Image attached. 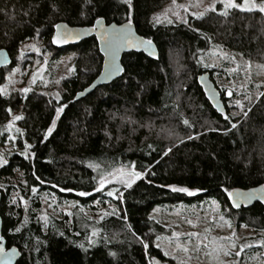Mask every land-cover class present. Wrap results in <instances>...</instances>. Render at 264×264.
<instances>
[{"label":"trees","instance_id":"obj_1","mask_svg":"<svg viewBox=\"0 0 264 264\" xmlns=\"http://www.w3.org/2000/svg\"><path fill=\"white\" fill-rule=\"evenodd\" d=\"M190 1L201 7L218 0H0V49L13 60L0 71V90L12 69L31 72L45 57H67L73 69L49 87L50 93L0 92V125L12 114L21 115L19 126L32 145L27 158L14 153L0 166L3 236L8 248L20 251L17 264H151L150 257L162 256L155 242L167 234L152 218L155 210L202 200L217 201L233 227L254 231L264 245V207L236 209L227 195L264 186V88L245 109L247 116H234L214 79L216 68L200 62L220 45L264 65V14L230 9L227 16L208 11L200 19L190 15L186 23L161 21L169 8ZM100 19L132 22L157 45L159 58L124 55L120 79L76 100L101 73L98 42L91 37L56 49L52 37L59 23L92 27ZM204 73L219 89L228 120L199 86ZM52 91H58V99ZM58 107L63 111L57 117ZM130 167L142 179L119 191V198L95 194L101 175ZM51 201L57 202L55 210L58 204H75V209L45 220ZM105 207L115 211L98 224L79 211L88 208L98 215Z\"/></svg>","mask_w":264,"mask_h":264},{"label":"rangeland","instance_id":"obj_2","mask_svg":"<svg viewBox=\"0 0 264 264\" xmlns=\"http://www.w3.org/2000/svg\"><path fill=\"white\" fill-rule=\"evenodd\" d=\"M240 2L241 0H237V3ZM254 2L260 5L264 1L254 0ZM197 5L190 1L182 8L178 6H175L172 10L169 8L161 16V21L163 20L167 24L184 22L188 20L190 15L196 17L194 14L204 12L209 6L200 7V5ZM214 5L217 11H224L223 6L218 1ZM219 7L221 8L219 9ZM197 8L200 10H196ZM26 50L27 46L22 52L24 53ZM200 62L206 68H216L214 79L217 86L225 92L227 103L230 106V113L234 116L245 112L248 105L259 97L264 88V65L245 59L237 51L214 45L209 52L200 57ZM28 70V68L16 67L8 72L5 83L1 88L2 93L8 95L13 90L22 91L25 88L30 89L27 93L34 90L50 93L49 87L60 83L63 78L73 72L70 60L67 57L53 61L49 57H45L42 63L33 64L31 72ZM229 91L232 92L231 96L227 95ZM52 92L54 96L58 95V91ZM246 96L249 99H245ZM236 101H240L242 107L237 106ZM16 116L22 117L21 115L12 114V119L8 124L0 125V157L5 160H8L10 155L14 153L28 155V149L25 153V144L32 147L24 138V132L19 126L20 119L15 120ZM9 137L14 139H9ZM123 169L137 171L134 167ZM118 170L114 171L111 176L106 177L110 182L106 183L103 190L96 191L97 196L114 198L107 196V191L111 190L118 193L128 188L118 182ZM56 204L57 202L51 201L49 206L45 207L43 212L45 220H49L53 215L58 217L64 213L71 214L75 209V204H58L59 209L55 210ZM79 211L84 212V216L94 221L95 224H98L106 214L113 212L111 207L96 211L98 215H93V211L90 212L88 208L86 210L79 208ZM152 218L167 229V234L159 237L155 242L154 247L162 256L150 257L151 264H264V245L259 234L257 235L248 228L236 229L233 227L222 212L220 204L215 200L213 202L202 200L190 204L173 205V207L165 205L163 208H157ZM189 233H196L197 236L189 239L187 235ZM229 237L231 243L235 244L234 248L230 246L229 240L221 239ZM214 239L216 245L230 251L231 255L225 256L223 252H220L217 259V253L212 252L214 247L212 241ZM178 244L181 246L186 245L189 252L184 253L181 251L177 248ZM197 244L201 245L199 250H196ZM204 245H207V247ZM241 246H245L244 250L237 257L235 253L240 251ZM165 252H168V255H165ZM208 253L212 254L208 255Z\"/></svg>","mask_w":264,"mask_h":264},{"label":"water","instance_id":"obj_3","mask_svg":"<svg viewBox=\"0 0 264 264\" xmlns=\"http://www.w3.org/2000/svg\"><path fill=\"white\" fill-rule=\"evenodd\" d=\"M65 31L72 33L73 37L64 44H54L56 49H67L71 46H78L81 42L95 37L100 54L103 56V67L100 75L94 80L90 87L80 92L76 96V100H81L88 95L92 94L97 88L111 85L116 80L120 79L124 74L123 57L129 53L143 54L150 59L157 60L159 58V50L157 45L152 41L150 46L139 43V41H148L149 39L142 36L136 26L132 22L107 23L104 19L98 20L92 27H73L67 23H59L56 28L53 39L57 34H63ZM121 32L131 40V43L122 42L114 49H109L105 43L104 36L108 33ZM13 60L11 54L6 49H0V71L11 67ZM119 69V70H116ZM198 84L203 90L206 99L210 105L219 115H225L226 106L222 99L219 89L210 74L204 73L198 77ZM223 110V113L221 112ZM235 191L243 192H254L255 196L250 201H240L239 207H233L236 209L240 208H251L256 204H261L264 207V186L251 188L248 190L237 189ZM2 203V196L0 195V207ZM231 205L233 201L230 200ZM0 264H17L21 258V253L17 248H8L7 241L3 236V219L0 214ZM148 250V247H147Z\"/></svg>","mask_w":264,"mask_h":264},{"label":"snow or ice","instance_id":"obj_4","mask_svg":"<svg viewBox=\"0 0 264 264\" xmlns=\"http://www.w3.org/2000/svg\"><path fill=\"white\" fill-rule=\"evenodd\" d=\"M126 2H128L129 4L131 3V0H126ZM173 3H175V0H173ZM218 3H220L223 6L224 11L220 12V15L223 16H227L228 15V10L229 9H234V10H239V11H243V12H253V11H259L260 13L264 14V2H262L260 5H257L254 0H241L240 3H237V0H218ZM198 6V5H197ZM187 10V9H185ZM216 12L217 8L215 7L214 4H210L204 12H199L194 14L196 16L197 19L203 18L205 16V14L208 12ZM171 22V21H169ZM185 23L187 22L186 20L184 21ZM130 23V21H129ZM73 37L72 33H69L67 31H65L63 34H57V36L53 39L52 43L54 44H64L67 43L71 38ZM104 40L105 43L107 44L109 49H114L116 48L119 44H121L122 42H126V43H131V40L127 37V35L121 33V32H113V33H108L104 36ZM139 43L145 44L146 46H150L152 41L148 40V41H139ZM119 70V69H116ZM35 76V74H34ZM30 89L25 88L22 91L24 93H27ZM0 92H2V90H0ZM227 95L231 96L232 92H228ZM59 98V96L57 95V99ZM259 98V97H257ZM245 99H249V97H245ZM236 105L239 107H242V105L240 104V101H236ZM66 107V105L64 106ZM8 111L10 112L11 110L8 109ZM63 111V107H58L56 109V113H57V117L59 116V114ZM221 112L223 113V110L221 109ZM244 116H247V112L243 113ZM22 117L20 116H16L15 120H19ZM225 120L229 119V116L225 115L224 116ZM53 125H55V119H53ZM184 123L187 125L188 121L185 120ZM9 127H11V125H9ZM232 127L235 128L236 124H232ZM53 128L49 127L48 128V134H51ZM9 139H14L13 137H9ZM189 139H192V137H189ZM25 153H27V149L30 148V145L25 144ZM168 151H171V149H168ZM168 153L165 152L164 155H167ZM25 158H27V155H25ZM4 164H7V160L3 159L2 157H0V166H3ZM98 167V166H97ZM110 176L112 175L111 173L109 174ZM118 182L122 183L125 187L130 188L132 186L133 183H135L136 180H140L142 179V173L135 171L134 169L131 170H126V169H119L118 170ZM43 182V181H41ZM110 180L108 178H106L105 176L101 175L98 181V188L95 189V191H101L105 188L106 183H109ZM33 192L36 191L35 188L32 189ZM61 191H71V189H61ZM172 191L174 192H183V193H187L188 195H193V192H190L187 188H176V187H172ZM107 196L109 197H114V198H119V194L114 192V191H107ZM77 195L79 196H88L90 195V193L88 192H79L77 193ZM228 198L230 200L233 201V207H239L240 206V201H250L254 198L255 193L254 192H243V191H228L227 193ZM115 211V210H113ZM221 219H223V217H221ZM189 223H191V221H189ZM17 231H19V229H17ZM97 233L95 231H93L92 235L95 236ZM189 239H191L193 236H197L196 233H189L187 234ZM159 239V238H158ZM221 239H227L230 241V246L232 248L235 247L234 243H231V238H221ZM89 243H92L91 240H89ZM214 247L212 249V252L217 253V259L219 256L220 252H223V255L228 256L231 255V252L228 250H225L222 246L220 245H216V240L214 239L212 241ZM200 244L196 245V250H199L200 248ZM205 247H207V245H204ZM81 247H83L81 245ZM145 248L148 247L147 244L144 245ZM245 246H241L240 251H237L235 253V255L237 257H239L241 255V252L244 250ZM177 248H179L181 251H183L184 253H188L189 252V248L185 245V246H181V245H177ZM0 251H2V249H0ZM165 255H168V252L164 253ZM212 253H208V255H211Z\"/></svg>","mask_w":264,"mask_h":264}]
</instances>
